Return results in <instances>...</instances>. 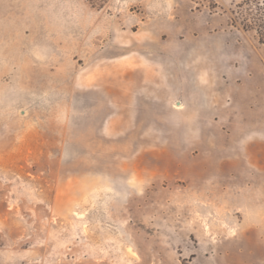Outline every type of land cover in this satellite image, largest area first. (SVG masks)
I'll return each mask as SVG.
<instances>
[{
	"label": "rangeland",
	"instance_id": "374dc122",
	"mask_svg": "<svg viewBox=\"0 0 264 264\" xmlns=\"http://www.w3.org/2000/svg\"><path fill=\"white\" fill-rule=\"evenodd\" d=\"M257 21L264 0H0V264H264Z\"/></svg>",
	"mask_w": 264,
	"mask_h": 264
},
{
	"label": "trees",
	"instance_id": "16d2710c",
	"mask_svg": "<svg viewBox=\"0 0 264 264\" xmlns=\"http://www.w3.org/2000/svg\"><path fill=\"white\" fill-rule=\"evenodd\" d=\"M258 22V23H257ZM258 27L256 28L258 33L261 35L260 41L264 44V21H257ZM248 26V23L246 24Z\"/></svg>",
	"mask_w": 264,
	"mask_h": 264
}]
</instances>
